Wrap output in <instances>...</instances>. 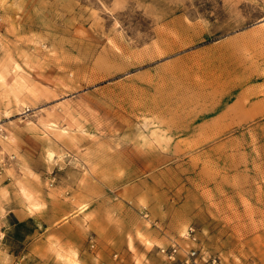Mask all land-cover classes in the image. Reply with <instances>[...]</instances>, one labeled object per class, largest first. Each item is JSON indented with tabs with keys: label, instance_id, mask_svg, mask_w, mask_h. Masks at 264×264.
<instances>
[{
	"label": "rangeland",
	"instance_id": "rangeland-1",
	"mask_svg": "<svg viewBox=\"0 0 264 264\" xmlns=\"http://www.w3.org/2000/svg\"><path fill=\"white\" fill-rule=\"evenodd\" d=\"M188 225L264 264V0H0V264H169Z\"/></svg>",
	"mask_w": 264,
	"mask_h": 264
},
{
	"label": "built area",
	"instance_id": "built-area-1",
	"mask_svg": "<svg viewBox=\"0 0 264 264\" xmlns=\"http://www.w3.org/2000/svg\"><path fill=\"white\" fill-rule=\"evenodd\" d=\"M140 214L144 218L148 217L145 208L140 210ZM154 225L159 228L157 223ZM156 249L157 254L169 264H223L219 254L210 252L200 242L199 230L194 225H188L178 238L171 239L168 244L157 246Z\"/></svg>",
	"mask_w": 264,
	"mask_h": 264
},
{
	"label": "clouds",
	"instance_id": "clouds-1",
	"mask_svg": "<svg viewBox=\"0 0 264 264\" xmlns=\"http://www.w3.org/2000/svg\"><path fill=\"white\" fill-rule=\"evenodd\" d=\"M28 199H29V201H31L32 197L28 196ZM43 208H44V205H41V204H38V203H32V205H31V207L29 209L30 215H34L36 212L42 211ZM4 235H5V233H0V239H3Z\"/></svg>",
	"mask_w": 264,
	"mask_h": 264
},
{
	"label": "crops",
	"instance_id": "crops-1",
	"mask_svg": "<svg viewBox=\"0 0 264 264\" xmlns=\"http://www.w3.org/2000/svg\"><path fill=\"white\" fill-rule=\"evenodd\" d=\"M10 219H12V215L10 216ZM7 220L9 221V219L6 218V220H5L6 223H7ZM10 222H11V220H10ZM6 228H7V227H6ZM6 228H5V229H6ZM0 231L2 232V229H0Z\"/></svg>",
	"mask_w": 264,
	"mask_h": 264
}]
</instances>
